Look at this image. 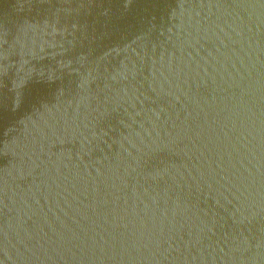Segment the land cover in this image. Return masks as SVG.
I'll return each instance as SVG.
<instances>
[{"label":"water","instance_id":"obj_1","mask_svg":"<svg viewBox=\"0 0 264 264\" xmlns=\"http://www.w3.org/2000/svg\"><path fill=\"white\" fill-rule=\"evenodd\" d=\"M0 264H264V0H0Z\"/></svg>","mask_w":264,"mask_h":264}]
</instances>
